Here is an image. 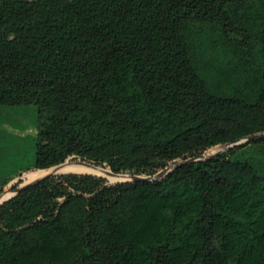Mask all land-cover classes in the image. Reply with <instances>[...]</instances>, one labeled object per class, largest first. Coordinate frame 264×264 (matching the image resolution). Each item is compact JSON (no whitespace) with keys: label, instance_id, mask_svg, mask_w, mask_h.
<instances>
[{"label":"trees","instance_id":"1","mask_svg":"<svg viewBox=\"0 0 264 264\" xmlns=\"http://www.w3.org/2000/svg\"><path fill=\"white\" fill-rule=\"evenodd\" d=\"M31 104L0 264H264V135L222 148L264 133V0H2L0 105Z\"/></svg>","mask_w":264,"mask_h":264},{"label":"rangeland","instance_id":"2","mask_svg":"<svg viewBox=\"0 0 264 264\" xmlns=\"http://www.w3.org/2000/svg\"><path fill=\"white\" fill-rule=\"evenodd\" d=\"M203 28L208 30V27ZM36 129V105H0V188L34 163ZM238 157L264 175V145H248ZM140 176L147 175L141 173Z\"/></svg>","mask_w":264,"mask_h":264},{"label":"water","instance_id":"3","mask_svg":"<svg viewBox=\"0 0 264 264\" xmlns=\"http://www.w3.org/2000/svg\"><path fill=\"white\" fill-rule=\"evenodd\" d=\"M261 135H264V133H256V134H251V135H247L245 137H242L238 140H235L233 142H230V143H227V144H224L222 148H226L228 146H232V145H237V144H242L244 142H247L251 139H254L258 136H261ZM49 173H52V172H49ZM48 173V174H49ZM119 178H127V179H134V180H142V179H152L154 180L156 178V176H152V177H142V176H135V175H117Z\"/></svg>","mask_w":264,"mask_h":264}]
</instances>
